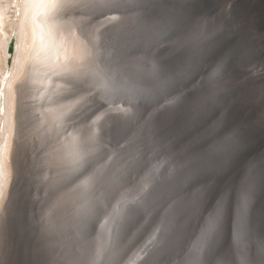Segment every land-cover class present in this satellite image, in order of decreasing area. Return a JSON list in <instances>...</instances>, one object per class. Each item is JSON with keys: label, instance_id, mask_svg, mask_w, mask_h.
Instances as JSON below:
<instances>
[{"label": "rangeland", "instance_id": "rangeland-1", "mask_svg": "<svg viewBox=\"0 0 264 264\" xmlns=\"http://www.w3.org/2000/svg\"><path fill=\"white\" fill-rule=\"evenodd\" d=\"M142 1L144 3L142 2L138 15L122 13L117 25L113 28L114 32L108 30L106 33L105 39L107 40L105 41L108 43L109 49L116 51V54L111 53L108 57L106 56L107 64L111 65L109 66L110 72L116 73L120 82L124 81L122 92L127 88L132 92L137 91L141 88V82L145 80L148 83L160 79L171 81L173 71L169 68L168 63L172 59H176L182 71L186 72L184 75L186 77L183 76L177 83L169 85L162 95L164 99L155 107L160 108L158 110L160 113L164 111L161 109V105H166L170 111H173L170 113L173 116L169 114L166 123L161 122L164 119L161 118L160 113L156 109L153 110L154 107L146 102L138 104L137 116L144 123L143 126L127 129L122 122L111 118L105 123V129L116 137L117 146L104 160V163L107 161L108 167L106 181L102 189L103 201L99 202L100 209L104 208L102 202L105 199L110 200V210H113L122 194H126L131 199L142 187L144 177L153 169V166L161 165V167L159 172L154 173L155 180L149 188V192L153 193L151 196H155L147 197L142 204L128 206L136 209L135 214H126L120 219L118 230L114 229L112 232L109 256L103 264H130L131 260L143 255L139 250L149 246L150 241L153 242V235L156 238L159 237L170 226L169 230L171 229V234L174 235L170 236L171 239H175V243L171 244L164 252L162 259L157 260L154 264H160L161 261L164 264H187L190 260L187 258H191L193 255V246L200 235V229L208 214L213 212L216 201L221 196H224L226 210L219 224L220 232H217L219 235L216 233L211 244L212 248L210 247L206 251L210 253H204L205 256L203 255L201 264H264V34H262L264 30L262 29L260 32V30H256V25H253L258 21L252 8L253 1L195 0L189 6V2H187L189 0ZM236 2L242 4H240L239 11L225 14L230 13ZM74 11V14L84 16L82 14L84 10L77 8ZM236 12L237 14H235ZM247 14L252 17L249 18ZM146 19L151 24L149 21H144ZM153 20L160 21L158 25H164L165 28L161 30L149 28V26L156 25ZM218 29L220 30L218 31ZM241 29L242 32H240ZM94 32L95 30L88 33L87 37L94 35ZM206 32L212 33L208 39H204V34H208ZM219 32H225V34ZM255 34L257 37L254 36ZM131 38L133 41L139 38L143 41L145 39V45L149 50L139 51L136 47L134 49L129 47L131 43L133 44V42L129 43L132 41ZM123 48H125L124 51ZM118 50L122 53H120L121 57L117 55ZM225 55L226 64L219 77V84L210 92L207 78L213 71L216 61ZM156 58L157 60H155ZM153 62L159 68L155 75L151 71ZM255 67L263 70L257 73ZM73 84V80L69 81L65 95L61 94L62 97L55 98L53 102L41 100L37 104L27 97L23 99L22 104L20 102L21 124L26 125V128L23 129L24 132L21 135H18L17 156L19 160L16 167L20 176L23 177L21 182L19 181L16 205L13 207L15 215L13 216L15 217L18 211H30L25 206L27 201L28 203L32 201L33 205L34 202L38 203V208H40L34 211L37 214L30 219V223L27 225V228L31 226L35 230V234L32 236L34 238L26 235L22 238V247L17 249H14L13 239L8 238L0 258V264H86L89 256L87 252L92 248L91 239L94 237L93 235L89 236L86 231L88 224H80L75 230L70 224L71 219L68 214L64 213L63 218H60L61 225L59 227L54 222V215L58 211L53 204V198H57V194H64L68 190L70 182L66 176L74 171L65 173L67 180L55 182L53 179L54 167L48 165V157L54 151L56 142L52 144L51 135L40 133V129L35 127L38 113L32 111L37 106L41 112H44V107L47 108L65 97L72 98L73 95L66 94L72 91L71 85ZM125 85L126 87H124ZM182 93L184 95L176 105H170V107L167 104L169 100L181 96ZM26 95L25 93L23 96ZM185 97L203 100L204 103L194 111L189 105L182 104ZM116 108L117 105L114 106V109ZM106 113L113 116L110 111ZM194 114L197 116L193 117ZM157 122L161 124L156 125ZM153 125L154 128L151 130ZM150 135L151 140L149 139ZM53 136L57 138V133L55 132ZM233 136L234 139H226ZM144 152L147 153V156L142 160L141 155ZM190 158L194 161L191 165L180 167L181 162L184 164ZM142 163L145 164L144 167H142ZM173 165L177 166V171L175 175L170 176L169 172ZM89 169L93 172L92 168ZM162 169L168 172H164ZM177 173L178 175H176ZM160 174L161 178L158 177ZM159 186L161 187L159 188ZM161 192H164L163 197H161ZM244 193L249 195L247 222L244 230L248 232V239L253 238L246 243L241 241L243 239L240 238L242 230L239 227V207ZM160 203L162 208L155 211ZM142 205H150L145 214L137 210V207ZM14 210L17 212L15 213ZM60 212L62 213V209ZM185 217L187 221L183 222L182 218L185 219ZM62 221L64 225H62ZM157 228L160 229L159 232L156 231ZM179 239H183L180 240L181 243L178 241ZM243 244H248V247H243ZM242 251L249 254L245 255ZM174 258H178L177 261ZM165 259H167L166 263ZM248 261L250 262L248 263ZM145 263L151 264L148 261Z\"/></svg>", "mask_w": 264, "mask_h": 264}, {"label": "bare ground", "instance_id": "bare-ground-1", "mask_svg": "<svg viewBox=\"0 0 264 264\" xmlns=\"http://www.w3.org/2000/svg\"><path fill=\"white\" fill-rule=\"evenodd\" d=\"M195 0H189L187 2L188 6L192 5ZM235 1V0H233ZM253 2V11L255 12V16L257 17V24L255 28L256 30H264V0H252ZM96 0H59V8L56 10L55 14L50 17L49 22L47 24H38L35 23L33 20V17H37L40 20H43V13L48 10L47 4L40 6L37 4H33L31 2H26V0H0V16H2V28H0V95L3 96V101L0 103V258L5 250V245L8 240V238L13 239L14 243V249H17L19 247H22V238L27 236H34L35 230L29 226L27 228V225L30 223V219L35 216L36 214L34 211L38 208V203L32 201L26 202V207L30 211H22L17 212L16 216L13 215V207L16 205V195L19 188V181L21 180L20 172L16 167L18 156H17V148L19 146L18 144V133H19V119H20V102L22 104V101L24 98L32 99L37 104L43 100V102H53L55 98H59L61 94L65 95V92H67V85L69 84V81L73 80V82L78 81H87L90 84L93 83V78L91 76H83L79 80L72 79L71 77L64 74V69L69 67H75L76 66V60L77 57L81 54L80 52V43L81 40H84L87 38V41H91L93 38V35H90L89 37L81 35L83 33L80 29V22L85 21V16H81V14H74V10L79 8L82 9L83 7L95 3ZM201 2V1H200ZM251 2V0H250ZM144 3V2H143ZM241 4V3H240ZM240 4L236 2L233 5L232 10L225 14H231L233 11L238 10L240 7ZM242 5V4H241ZM147 7V6H146ZM145 7V8H146ZM159 8V7H158ZM190 8V7H189ZM244 8V6H243ZM249 8V7H248ZM251 8V7H250ZM206 9V8H205ZM243 10V9H242ZM246 10V9H245ZM249 10V9H247ZM246 10V11H247ZM143 11V10H142ZM145 11V10H144ZM250 11V10H249ZM17 12H19V16H17ZM153 12V11H152ZM158 12V11H157ZM166 12V11H165ZM191 12V11H190ZM143 13V12H142ZM172 13V12H170ZM242 13V12H241ZM248 13V12H247ZM253 13V12H252ZM127 14V13H126ZM133 16H136L135 13ZM237 14V12L235 13ZM243 14V13H242ZM250 14V13H249ZM249 14H247L249 16ZM144 15V14H143ZM153 15V14H152ZM179 15V14H178ZM233 15V14H232ZM132 16V15H131ZM125 17V16H124ZM144 17V16H143ZM241 17V16H239ZM252 17V15H251ZM249 16V18H251ZM255 17V18H256ZM126 18V17H125ZM155 18V17H154ZM153 18V19H154ZM242 18V17H241ZM122 19V17H121ZM140 19V18H139ZM145 19V18H144ZM158 19V17H157ZM161 19V18H160ZM165 19V18H163ZM162 19V20H163ZM223 19V18H222ZM235 19V18H234ZM210 20V19H209ZM242 20V19H241ZM123 21V19H122ZM146 22V20H144ZM156 25L149 26V28H152L154 30H161L164 29V25H161L156 20H153ZM167 23V21H165ZM164 22V24H166ZM181 22V21H180ZM212 22V20H211ZM217 22V21H215ZM224 22V21H223ZM256 22V21H255ZM121 23V22H120ZM150 23V21H149ZM148 23V24H149ZM153 23V24H154ZM163 23V22H162ZM100 23L92 24L91 31H94L96 27H99ZM122 24V23H121ZM151 24V23H150ZM169 24V23H168ZM207 24V23H206ZM216 24V23H214ZM188 25V24H187ZM220 25V24H219ZM217 26V24H216ZM224 26V25H223ZM235 26V25H234ZM253 26V27H254ZM118 27V26H117ZM168 27V26H167ZM170 27V26H169ZM182 27V26H181ZM200 27V26H199ZM203 27V26H202ZM252 27V26H250ZM249 27V28H250ZM179 28V27H178ZM220 28V27H219ZM180 29V28H179ZM214 29V28H213ZM228 29V28H227ZM198 30V29H197ZM220 29H218L219 31ZM252 30V29H251ZM113 31V29H112ZM116 31V30H115ZM152 31V30H151ZM216 31V30H215ZM222 31V30H221ZM230 31V30H229ZM250 31V30H249ZM254 31V30H253ZM114 32V31H113ZM150 32V31H149ZM158 32V31H157ZM189 32V31H188ZM203 32V31H202ZM213 32V31H212ZM227 32V30H226ZM239 32V31H238ZM237 32V33H238ZM242 32V29L241 31ZM256 32V31H255ZM75 33V35H73ZM208 33V32H206ZM210 33V32H209ZM208 33V34H209ZM215 33V32H214ZM220 34H225L222 32H219ZM258 33V32H256ZM154 34V33H152ZM212 34V33H211ZM210 34V35H211ZM259 34V33H258ZM264 34V33H262ZM261 34V35H262ZM112 35V34H111ZM156 35V34H155ZM199 35V34H198ZM218 35V34H217ZM253 35V34H252ZM154 36V35H153ZM205 36V34H204ZM214 36V35H213ZM212 36V37H213ZM223 36V35H222ZM256 36V34L254 35ZM112 37V36H111ZM134 37V36H133ZM147 37V36H146ZM211 37V38H212ZM219 35L217 36V38ZM228 37V36H227ZM251 37V35H250ZM257 37V36H256ZM14 39V53L12 56V62L11 66L7 68V59L9 57L8 54H6L7 45L10 41V39ZM141 38V37H140ZM144 38V37H143ZM163 38V37H162ZM216 38V39H217ZM226 38V37H225ZM260 38V37H259ZM133 41V38H131ZM130 39V40H131ZM147 39V38H146ZM149 39V38H148ZM154 39V38H153ZM197 39V38H196ZM214 39V38H213ZM220 39V38H219ZM218 39V40H219ZM240 39V38H239ZM112 40V39H111ZM114 40V39H113ZM136 40V38H135ZM151 40V39H150ZM148 40V41H150ZM199 40V39H198ZM222 40V39H221ZM145 41V39H144ZM156 41V40H155ZM216 41V40H215ZM241 41V40H240ZM258 41V40H257ZM122 42V41H121ZM201 42V41H200ZM206 42V41H205ZM204 42V44H205ZM238 42V41H237ZM119 43V42H118ZM145 43V42H144ZM198 43V42H197ZM209 43V42H207ZM206 43V45H207ZM216 43V42H215ZM116 44V43H115ZM132 44V43H131ZM158 44V43H157ZM237 44V43H236ZM112 45V44H111ZM122 42V46H123ZM130 45V44H129ZM160 45V44H159ZM213 45V44H212ZM121 46V45H120ZM117 47V46H116ZM115 47V50H116ZM130 47V46H129ZM154 47V46H153ZM156 47V46H155ZM111 48V47H110ZM114 48V47H113ZM132 48V47H131ZM130 48V50H131ZM195 48V47H193ZM201 48V47H200ZM247 48V47H246ZM121 50V48H119ZM134 49V48H133ZM188 49V48H187ZM198 49V48H195ZM114 50V49H113ZM129 50V51H130ZM225 50V49H224ZM237 50V49H236ZM254 50V49H253ZM128 51V50H127ZM133 51V50H132ZM140 51V50H139ZM152 51V50H151ZM121 52V51H120ZM187 52V51H185ZM135 53V51H134ZM162 53V52H161ZM160 53V54H161ZM122 54V53H121ZM139 54V53H138ZM152 54V53H151ZM184 54V53H183ZM186 54V53H185ZM126 55V54H125ZM130 55V54H129ZM128 55V56H129ZM155 56V55H154ZM164 56V55H163ZM171 56V55H170ZM67 57V59H65ZM108 57V56H107ZM133 57V56H132ZM178 57V56H177ZM189 57V56H188ZM154 58V57H153ZM160 58H162L160 56ZM159 58V59H160ZM169 58V56H168ZM175 58V57H174ZM191 58V57H190ZM197 58V57H195ZM158 59V60H159ZM183 59V58H182ZM192 59V58H191ZM233 59V58H232ZM240 59V58H239ZM153 60V59H152ZM157 60V58L155 59ZM168 60V59H167ZM176 60V59H175ZM178 60V59H177ZM123 61V60H122ZM160 61V60H159ZM186 61V60H184ZM203 61V60H202ZM111 62V61H110ZM119 62V61H118ZM125 62V61H124ZM127 62V61H126ZM125 62V63H126ZM158 62V61H157ZM164 62V61H163ZM169 62V61H168ZM160 63V62H159ZM184 63V62H183ZM197 63V62H195ZM243 63V62H242ZM165 64V63H164ZM169 64V63H168ZM194 64V63H193ZM116 65V64H114ZM187 65V63H186ZM111 66V65H109ZM113 66V65H112ZM122 67V66H121ZM189 67V66H188ZM195 67V66H194ZM234 68V67H233ZM122 69V68H120ZM118 69V70H120ZM186 69V68H185ZM253 69V68H252ZM113 70V69H112ZM117 70V71H118ZM187 70V69H186ZM255 70L257 73H260L261 68L255 67ZM114 71V70H113ZM116 71V72H117ZM184 71V70H183ZM172 72V71H170ZM189 72V71H188ZM255 72V73H256ZM148 73V72H147ZM160 73V72H159ZM186 73V72H185ZM116 74V73H115ZM114 74V76H115ZM164 74V73H163ZM168 74V73H167ZM166 75V74H165ZM171 75V74H170ZM163 76V75H162ZM188 76V75H187ZM149 77V76H148ZM186 77V76H184ZM189 78V77H188ZM117 81L120 82L118 78H116ZM145 80V78H144ZM149 80H151L149 78ZM187 80V79H186ZM142 81V80H141ZM161 81V79H160ZM124 81H121V87L123 88ZM143 82V81H142ZM148 83V81H144V83ZM123 83V84H122ZM146 83V84H147ZM126 84V83H125ZM140 85V84H138ZM137 85V86H138ZM72 86V85H71ZM136 86V87H137ZM141 86V85H140ZM145 85H142L144 87ZM126 87V85L124 86ZM135 87V86H134ZM139 87V86H138ZM96 88V87H95ZM132 88V87H131ZM97 89V88H96ZM138 89V88H137ZM102 90V89H101ZM125 90V89H124ZM135 90V89H133ZM104 91V90H102ZM127 92H132L130 89H126ZM136 91V90H135ZM27 94L26 96H23L24 94ZM229 93V92H228ZM67 95V94H66ZM62 97V96H61ZM69 97V96H68ZM71 97V96H70ZM83 97L81 94H75L72 98L68 99L65 97L63 100L61 99L59 102H55V104H51L50 106H47L44 112H41L37 106H35V110H32L34 112H37V118L35 120V127L40 129V133L44 134H50L53 138V142H56L54 146V151H52L48 157L49 159V166L54 167V176L53 179L55 182H59L61 180H67L65 178V173H69L72 171L71 166L69 164V153L72 151V144H71V136L75 135L78 137V141L84 142L81 147L89 152L91 154V144L92 140H89L88 138L92 135L93 131H97L96 125H89L87 128H78V127H72L68 129L66 132H63V127L66 122V119L70 117L73 112L78 108L80 103L82 102ZM67 98V99H66ZM84 98V97H83ZM220 98V97H219ZM60 99V98H59ZM58 99V100H59ZM227 99V98H226ZM233 99V98H232ZM80 100L79 103H74V101ZM204 103V102H203ZM212 103V102H211ZM214 104V103H213ZM61 105H71V111L67 112V115L63 117L62 121H57L55 117L59 114L58 111H48V109L53 110H59V111H65V109L60 108ZM170 106V105H169ZM171 107V106H170ZM211 107V106H210ZM213 107V106H212ZM33 108V107H32ZM169 108V107H168ZM200 108V107H199ZM203 108V107H202ZM205 108V107H204ZM116 109H120V107H117ZM124 109V108H122ZM206 109V108H205ZM224 109V108H223ZM108 110V108L105 109V111ZM174 110V109H172ZM200 110V109H199ZM198 110V111H199ZM227 110V109H226ZM195 111V110H194ZM203 111V110H202ZM205 111V110H204ZM158 112V111H157ZM173 112V111H172ZM171 112V113H172ZM184 112V111H183ZM187 112V111H186ZM185 112V113H186ZM206 112V111H205ZM164 113V111L162 112ZM188 113V112H187ZM157 114V113H156ZM200 114V113H199ZM198 114V115H199ZM161 115V114H160ZM172 115V114H170ZM187 115V114H186ZM173 116V115H172ZM201 116V115H200ZM233 116V115H232ZM162 117V116H161ZM148 118V117H147ZM159 118V117H158ZM174 118V117H172ZM187 118V116H186ZM195 119V118H194ZM161 121V120H160ZM175 121V120H174ZM145 122V121H144ZM162 122V121H161ZM176 122V121H175ZM179 122V121H178ZM169 123V122H168ZM171 123V122H170ZM169 123V124H170ZM57 124H59V127H57ZM168 124V125H169ZM173 124V123H172ZM180 124V123H179ZM112 125V124H111ZM143 126V125H142ZM170 127V126H169ZM188 127V126H187ZM119 128V127H118ZM157 128V127H156ZM140 129V128H139ZM171 129L173 130L172 126ZM144 130V129H143ZM159 130V129H158ZM175 130V128H174ZM151 131V130H150ZM155 131V130H154ZM57 133V138L53 136V134ZM140 132V131H139ZM138 133V132H137ZM153 133V132H152ZM193 135V134H192ZM210 135V134H209ZM41 138V135H39ZM209 137V136H208ZM124 140V139H123ZM161 140V139H160ZM156 143V142H155ZM180 143V142H179ZM216 143V142H215ZM191 144V143H190ZM198 144V143H197ZM208 144V143H207ZM225 145V144H224ZM136 146V145H135ZM223 146V145H222ZM161 148V147H160ZM185 148V147H184ZM89 154V155H90ZM88 155V156H89ZM87 156V157H88ZM174 156V155H173ZM213 156V155H212ZM86 157V159H87ZM167 157V156H166ZM184 157V156H183ZM132 158V157H131ZM164 158V157H163ZM177 158V157H176ZM170 159V158H169ZM46 160V159H45ZM153 161V160H152ZM180 161V160H179ZM207 161V160H206ZM178 162V161H177ZM163 163V162H162ZM167 163V162H166ZM214 163V162H213ZM221 163V162H220ZM133 164V163H132ZM169 164V163H168ZM182 164V162H181ZM208 164V163H207ZM121 165V164H120ZM177 165V164H176ZM19 166V165H18ZM170 167V166H169ZM141 168V166H140ZM168 168V167H167ZM93 169V168H92ZM91 169V170H92ZM262 169V168H261ZM90 171V169H87ZM85 170V171H87ZM124 170V169H123ZM140 170V169H139ZM164 171V169H162ZM187 170V169H186ZM212 171V170H211ZM260 171V170H259ZM78 172V171H75ZM168 172V171H164ZM87 173V174H86ZM92 171L85 172L82 174H79L75 179H69L70 186L68 185V190L64 194H57V198H53V204L55 206V209L58 211L54 216V222L59 227L61 219L63 218V213L65 215L68 214V217L71 219L70 224L77 230V226L82 224L79 219H76L77 216L81 214V210L84 208V196L85 194L89 193V191H85L83 187H77V185H80L81 181L85 179L88 175H90ZM190 173V172H189ZM211 173V172H210ZM129 174V173H128ZM134 174V173H133ZM159 174V173H158ZM166 175V174H163ZM168 175V174H167ZM175 175V174H174ZM178 175V173L176 174ZM197 175V174H195ZM127 176V175H126ZM173 176V175H172ZM161 178L160 176H158ZM176 177V176H174ZM166 178V177H165ZM168 178V177H167ZM166 178V179H167ZM177 178V177H176ZM173 180V179H172ZM262 180V179H261ZM161 181V180H159ZM167 181V180H166ZM174 181V180H173ZM185 181V180H184ZM21 182V181H20ZM165 183V181H164ZM168 183V182H167ZM67 184V183H66ZM160 184V183H159ZM187 184V183H186ZM162 185V183H161ZM175 186V185H174ZM161 186H159L160 188ZM259 187V186H258ZM157 188V187H156ZM158 189V188H157ZM173 189V188H172ZM163 193V192H161ZM243 193V191H242ZM195 194V193H194ZM199 194V193H198ZM155 196V195H154ZM154 196H151L152 198ZM176 196V195H175ZM201 196V195H200ZM194 197V196H193ZM241 197V196H240ZM239 197V198H240ZM151 198V199H152ZM165 198V197H164ZM192 198V197H191ZM197 198V197H195ZM199 199V198H198ZM197 199V200H198ZM159 200V199H158ZM198 202V201H197ZM195 202V203H197ZM200 202V201H199ZM254 202V201H253ZM171 203V202H170ZM178 203V202H177ZM192 203V202H191ZM203 203V202H202ZM28 204V206H27ZM151 204V203H150ZM37 205V207H36ZM198 205V204H197ZM174 206V205H173ZM131 207V205H130ZM169 207V205H168ZM182 208V206H180ZM179 207V208H180ZM134 208V207H133ZM162 208V207H161ZM172 208V207H171ZM180 208V209H181ZM240 208V207H239ZM62 209V213L60 212ZM152 209V208H151ZM167 209V207H166ZM165 209V210H166ZM170 209V208H169ZM159 210V209H158ZM164 210V211H165ZM151 211V210H149ZM156 211V208H155ZM13 212V214H11ZM179 212V211H178ZM185 212V211H184ZM134 213V212H133ZM137 213V212H136ZM181 213V212H180ZM240 213V212H239ZM135 214V213H134ZM143 214V213H142ZM145 214V213H144ZM182 214V213H181ZM128 215V214H127ZM130 215V214H129ZM148 215V214H147ZM13 216V217H12ZM151 216V215H150ZM103 219H106L108 215L104 214ZM137 217V216H136ZM126 218V217H125ZM138 218V217H137ZM136 218V219H137ZM147 218V217H146ZM172 218V217H171ZM175 218V216H174ZM173 218V219H174ZM60 219V221H58ZM135 219V220H136ZM139 219V218H138ZM172 219V220H173ZM79 220V221H78ZM140 220V219H139ZM150 220V219H149ZM171 220V219H169ZM171 220V221H172ZM236 220V219H235ZM258 220V219H257ZM124 221V220H123ZM127 221V220H126ZM145 221V220H144ZM183 222H186L185 219L182 218ZM252 221V220H251ZM259 221V220H258ZM63 222V221H62ZM120 222V220H119ZM118 224L113 225L112 232L114 229H117L119 227ZM122 222V221H121ZM137 222V221H136ZM151 222V221H150ZM170 222V221H169ZM223 222V221H222ZM247 222V220H246ZM257 222V221H256ZM130 223V222H129ZM258 223V222H257ZM54 224V225H55ZM126 224V223H124ZM135 224V223H134ZM174 225V223H172ZM253 224V223H252ZM64 225V222L63 224ZM121 225V224H120ZM166 225V224H165ZM168 225V224H167ZM172 225V226H173ZM138 226V225H137ZM179 226V225H178ZM88 229L86 230L88 232V235H93V239H91L92 242V248L87 252L89 254L86 264H97L100 260V257L97 258V248L99 246V242L97 241L98 238H96V234L94 235V232L91 230V224L88 223ZM108 227V226H107ZM106 227V228H107ZM129 227V226H128ZM133 227V226H132ZM171 227V226H170ZM169 227V228H170ZM222 227V225H221ZM220 227V228H221ZM227 227V226H226ZM255 227V226H253ZM258 227V226H257ZM57 228V227H55ZM122 228V227H121ZM125 228V227H124ZM152 228V227H151ZM167 228V227H166ZM160 235L156 238V240H153L149 246H146L143 250H139V252H142V256H139L135 258L133 261L131 260L130 264H146L145 262L148 261L151 264L156 263L157 260L162 259L164 252L171 244L175 243V239H171V229ZM120 229V228H119ZM246 229V228H245ZM250 229V228H249ZM118 230V229H117ZM221 230V229H220ZM241 235L240 238L243 243H246L251 238H247L248 232L243 229H241ZM257 230V229H256ZM180 231V230H179ZM219 231V230H218ZM217 231V232H218ZM148 232V231H147ZM175 232V231H174ZM181 232V231H180ZM220 232V231H219ZM250 232V231H249ZM118 233V232H117ZM225 233V232H223ZM177 234V233H176ZM218 234V233H217ZM216 235V234H215ZM219 235V234H218ZM217 235V236H218ZM174 236V235H173ZM185 236V235H184ZM222 236V235H221ZM144 237V236H143ZM250 237V236H249ZM34 238V237H32ZM92 238V237H91ZM108 238V236H107ZM178 239V238H177ZM184 239V238H183ZM182 239V240H183ZM186 239V238H185ZM253 239V238H252ZM179 239L178 241H180ZM181 240V241H182ZM219 240V239H218ZM180 241V243H181ZM214 241V240H213ZM254 241V240H253ZM143 242V241H142ZM264 242V241H263ZM178 243V242H177ZM178 243V244H180ZM213 243V242H212ZM250 243V242H249ZM234 244V243H233ZM243 247H248V244H243ZM214 246V244H213ZM242 246V245H241ZM250 246V245H249ZM127 247V246H126ZM255 247V246H254ZM258 247V246H257ZM212 248V245H211ZM251 248V246H250ZM260 248V247H259ZM263 248V247H262ZM148 249V250H147ZM210 249V248H209ZM146 250V252H145ZM241 250L242 247H241ZM240 250V251H241ZM246 250V249H244ZM176 251V250H175ZM207 251V250H206ZM210 251V250H209ZM249 249L247 250V252ZM260 251V250H259ZM258 251V252H259ZM137 252V254H139ZM144 252V253H143ZM171 252V251H169ZM193 252V251H192ZM245 253V251H242ZM207 254L210 252H206ZM205 253V254H206ZM135 254V256H137ZM242 254V253H241ZM249 253H245V255H248ZM256 254V253H255ZM176 255V254H175ZM191 255V254H190ZM188 255L192 259L193 255ZM203 254H201L200 257V264L203 259ZM251 255V254H250ZM258 255V254H257ZM205 256V255H204ZM243 256V254L241 255ZM260 256V255H259ZM166 257V256H165ZM169 257V256H168ZM245 257V256H244ZM248 257V256H246ZM173 258V257H172ZM263 258V257H262ZM146 259V261H145ZM164 259V258H163ZM175 259V258H174ZM178 258L175 260L177 261ZM241 259V258H240ZM173 260V262H175ZM189 260V261H190ZM249 260V259H248ZM261 260V259H260ZM145 261V262H144ZM167 259H165L166 263ZM189 261L187 264H189ZM207 262V261H206ZM250 261H248L249 263ZM159 263V262H158ZM161 263H163L161 261ZM160 263V264H161ZM170 263H172L170 261ZM180 263V258H179ZM244 263V262H243ZM149 264V263H148ZM164 264V263H163ZM168 264V263H167ZM247 264V263H245Z\"/></svg>", "mask_w": 264, "mask_h": 264}, {"label": "water", "instance_id": "water-1", "mask_svg": "<svg viewBox=\"0 0 264 264\" xmlns=\"http://www.w3.org/2000/svg\"><path fill=\"white\" fill-rule=\"evenodd\" d=\"M149 2L151 0H148ZM154 2V0H152ZM142 0H105V3L103 6H101L99 3H91L85 7L82 8L84 12L82 13L85 16V21H82L80 24V29L83 32L85 36H87L88 33L91 31V25L95 23H100V21H103L106 16L115 15L120 17L122 13H135L138 15L139 8L142 5ZM119 19L116 21H113L106 25L105 28L101 29L100 33H95L94 35H100L101 36V51H100V62L101 67H104L108 70L109 74L114 75L110 72V67L106 62V56H109V54H116V51L113 49H109L108 43L105 41L106 33L108 30H112L118 23ZM100 26V24H99ZM132 48H138L141 51L149 50L148 47H146L144 41L142 39H137L133 42V44L130 45ZM125 48H123L124 51ZM9 57L7 59V68L11 66L12 62V56L14 53V39L11 38L6 49ZM120 50H118V57L122 56L120 54ZM10 61V62H9ZM169 68L173 71V77L171 81L168 80H157L153 83H142L141 82V88H139L137 91L128 93L124 90L122 92L121 88H119L118 91L115 92H105L102 90H97L92 84H90L87 81H78L74 82L72 85L73 89L71 92H69L67 95H74V94H81L84 98L78 108L71 114L70 117L66 119V122L63 127V132H66L68 129L72 127H80V128H87L89 125L91 126L92 121L97 117L102 115V118L97 122L96 124V139L91 144V154L86 159V163L84 167H82L78 172L69 173L66 177L69 179H75L79 174L84 172L87 168H93V171L100 167L101 165H107V161L104 163L105 158L107 155L110 154V152L114 151L117 146V140L116 137L108 130L105 129V123L109 118L118 120L119 122H122L127 129H133L135 127H141L144 125L143 122H141L138 119V104L140 102H146L149 103L150 106H153V110L156 109L157 111L160 110V108H155L161 103V101L164 99L162 96L164 91L167 89L169 85L172 83H177L180 81L185 73L182 71V69L179 66V63L172 59L169 63ZM116 77V75H115ZM118 78V77H116ZM146 84V85H145ZM142 85H145L142 87ZM91 93V94H90ZM130 99V100H129ZM3 101V96L0 95V103ZM117 105V107L128 109L127 113L120 112L117 109H114V106ZM108 107V110L105 111V108ZM167 115L169 117V114L172 112L170 111V108H168ZM112 112L113 116L108 115L106 112ZM159 112V111H158ZM160 113V112H159ZM161 118L164 119V113H160ZM111 116V117H110ZM197 116L196 114L193 115V117ZM192 117V118H193ZM21 118L22 114H20L19 119V133H23V129L26 128V125L21 124ZM162 120V119H161ZM168 120V119H167ZM162 123H166V121L162 120ZM161 124L160 122L155 123ZM154 124V125H155ZM93 125V124H92ZM151 128L153 130L154 128ZM147 156V153L144 152L141 155L142 160L145 159ZM142 167L145 166V164H141ZM140 165V166H141ZM107 167L103 170V178L91 188L90 192L85 194L84 196V208L81 210V214L76 217V219H79L82 224H91V230L94 232V235L96 234V238H98V242L101 243L103 240H107V232L105 225V219H103V215L106 214L109 216V214L112 212L110 210V200L105 199L103 203L104 208L100 209L99 202L103 201L102 196V189L104 186V183L106 181V175H107ZM164 192L162 193L163 197ZM160 197V199H161ZM150 205H142L137 207V210L143 213H147ZM161 208V203L158 204V207L156 209ZM90 210V211H89ZM87 212V215L85 213ZM78 220V221H79ZM111 240V239H110ZM108 241L107 249L102 253L100 260L97 264H103L105 263V260L109 256V246L110 242Z\"/></svg>", "mask_w": 264, "mask_h": 264}, {"label": "snow or ice", "instance_id": "snow-or-ice-1", "mask_svg": "<svg viewBox=\"0 0 264 264\" xmlns=\"http://www.w3.org/2000/svg\"><path fill=\"white\" fill-rule=\"evenodd\" d=\"M26 2H31L33 4H37L43 6L47 4L48 10L43 13V20L38 19L37 17H33L35 23L38 24H47L49 22L50 17H52L56 10L59 8V0H26ZM101 6L104 5L105 0H96ZM19 16V12L16 13ZM120 19V17L115 15L106 16L103 21H100V26L95 28V33H100L102 28H105L107 24ZM0 28H2V16H0ZM75 35V33H73ZM83 35V33H81ZM210 34H206L204 39H208ZM2 47V45H0ZM100 51H101V36L100 35H93L91 41H87V38L81 40L80 43V52L81 54L77 57L76 66L69 67L64 69V74L71 77L72 79L79 80L83 76H91L93 78V83L97 90H104L105 92H115L118 91L121 87L120 82L117 81L114 75L109 74L108 70L104 67H101L100 62ZM6 54H8L6 52ZM67 59V57L65 58ZM10 62V61H9ZM226 64V55L220 57L216 63L213 71L208 76V85L210 92L215 89L219 84V77L221 76L222 71L225 68ZM152 74L155 75L159 68L153 62L152 64ZM91 94V93H90ZM214 94V93H213ZM184 94L182 93L181 96H176L173 99L167 102L168 105H176L178 102L181 101V97ZM83 99V97H81ZM80 100L74 101V103H79ZM203 103V100H197L196 98L185 97L182 101L183 105H189L193 110L199 107ZM71 105H61L60 108L65 109V111H59L48 109V111H58V115L55 117L57 121H62L63 117L67 115V112L71 111ZM161 109L164 110V120L167 121L168 119V109L166 105H161ZM120 112L127 113L128 109H117ZM97 116L93 121L92 124L96 125L97 122L102 118ZM59 127V124H57ZM71 136V144H72V151L69 153V164L71 166L72 171H79L82 167H84L86 161V157L90 154L89 152L85 151L81 145L84 142L78 141V137L75 135L69 134ZM89 140L95 141L96 139V131L94 130L92 135L88 138ZM151 140V135L149 136ZM226 139H234L233 137H227ZM111 159V158H109ZM193 159H188L181 164L180 167H188L193 163ZM107 167V165H101L100 167L96 168L90 175L85 177L83 181H81L80 185L77 187H83L85 191L91 190V188L97 183V181L103 178V170ZM161 165H154L153 169L144 177V181L142 187L139 188L137 194L133 196L131 199L127 197L126 194L121 195V199L117 201L116 206L113 208L112 212L109 216L105 219V225H107V235L108 239L103 240L98 248H97V258L102 255V253L107 249L108 241L112 238V227L115 224H118L119 220L122 219L126 214L133 213L136 209L128 207L129 205H139L142 204L144 199L151 196L153 193L149 192V188L152 186L155 176L154 173L159 172ZM177 171V166L173 165L170 169L169 175L175 174ZM199 191V190H198ZM203 195V193H201ZM248 204H249V195L244 193L241 198L240 203V225L239 227L243 229L246 224L247 220V213H248ZM226 208H225V199L224 196H221L220 199L216 201V206L213 212H210L205 220L203 227L200 229V235L197 237L196 243L193 246L194 256L189 261V264H200V257L201 254L205 253L211 247V244L214 240L215 234L218 231L219 224L222 220ZM90 211V210H89ZM87 215V212L85 213ZM157 232L160 231L159 228L156 230ZM152 240H156V236L153 235ZM151 243V241H150Z\"/></svg>", "mask_w": 264, "mask_h": 264}]
</instances>
